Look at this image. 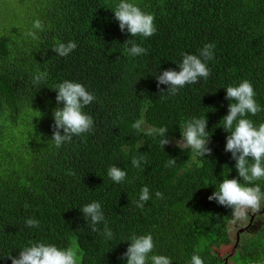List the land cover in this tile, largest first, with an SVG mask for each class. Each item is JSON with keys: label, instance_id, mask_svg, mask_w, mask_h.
I'll use <instances>...</instances> for the list:
<instances>
[{"label": "trees", "instance_id": "1", "mask_svg": "<svg viewBox=\"0 0 264 264\" xmlns=\"http://www.w3.org/2000/svg\"><path fill=\"white\" fill-rule=\"evenodd\" d=\"M131 2L154 15L153 36L120 31L113 13L119 0H0V16L10 20L0 24V264H11L6 255H18L30 242L75 249L79 264H125L127 240L148 233L156 245L152 254L167 255L172 264H190L198 250L205 264H223L214 248L230 241L231 209L208 196L224 178L240 179L224 150L225 88L250 81L262 111L248 118L264 123V0ZM36 19L44 24L39 40L24 35ZM128 39L147 55L130 56ZM69 41L77 44L70 55L55 54L57 43ZM207 43L215 45L207 80L174 96L167 85L157 87L159 72L178 71L183 52L199 55ZM37 71L48 73L38 86ZM64 80L95 95L84 109L94 125L56 148L52 112L62 104L54 88ZM204 116L212 149L205 157L174 142L161 148L159 137L132 127L137 120L145 128L167 126L166 136L175 141L186 121ZM141 155L147 164L134 168L132 158ZM171 158L176 164L165 167ZM113 165L126 171L125 181L108 177ZM258 183L264 191V181ZM144 186L151 198L138 208ZM92 201L101 204L111 240L102 234L103 222L94 232L82 215ZM29 218L39 227H29ZM231 258L234 264H264V221Z\"/></svg>", "mask_w": 264, "mask_h": 264}, {"label": "clouds", "instance_id": "2", "mask_svg": "<svg viewBox=\"0 0 264 264\" xmlns=\"http://www.w3.org/2000/svg\"><path fill=\"white\" fill-rule=\"evenodd\" d=\"M114 18L118 21L121 32L125 30L131 37H151L156 32L154 23L155 17L151 13L144 12L131 0H119L113 11ZM44 31V24L41 20L33 21L32 29L25 32L26 37L39 40L37 32ZM124 43L131 47L126 51L130 56L147 55V49L134 43L131 39ZM77 47L74 41L57 43L52 49L55 54L65 57L70 55ZM215 45L207 43L199 50V55L183 52L182 59L178 64L179 70L166 69L155 77L157 87L167 85L166 91L169 95H176L178 91L188 84H195L199 79L207 80L211 71L207 62L214 59L213 49ZM48 73L37 71L33 76V84L40 85L46 82ZM55 100L58 106L53 109L52 137L56 148L71 142L73 136H80L93 131L94 121L91 115L84 109L95 99V95L89 92L84 85L70 80H64L56 85ZM225 99L229 101L228 111L222 117V128L228 133L224 150L231 153L235 160L237 178H224L219 182V187L208 196L209 201H215L219 205L231 209L230 223L234 230L245 227L249 223V214L261 215V208L264 207V191L259 181H264V123L258 126L248 118L255 116L262 111L257 103L256 92L248 80L241 81L238 85H229L225 88ZM161 91H165L162 89ZM144 122L137 120L133 125L138 133L146 136L159 137L161 148L169 143H175L182 150L191 149L198 156L211 155L212 149L208 146L211 131L207 129V119L193 117L185 122L183 130H180V139L172 141L166 136L167 126L143 127ZM62 130V132H61ZM147 164L146 158L141 155L131 160L134 168H141ZM175 158H171L165 167L174 166ZM68 175H75L69 170ZM108 177L115 183L125 181L127 173L121 168L113 165L107 170ZM243 181V182H242ZM157 199H163V193L155 192ZM151 198L149 188H141L139 198L136 201L138 208H143L144 203ZM25 207H28L26 204ZM82 215L91 221V230L99 232L97 225L104 223L102 234L109 240L113 238V232L108 227L104 218L101 204L97 201L85 204L80 209ZM29 227H39L37 219L29 218L25 221ZM126 251L122 254L125 264H172V258L162 254H152L156 245L150 233L144 235L132 234L127 240ZM151 254V255H150ZM11 264H79L78 253L75 249H61L54 244L43 242L31 243L19 251L18 255H6ZM190 264H205L199 254L195 251L191 256Z\"/></svg>", "mask_w": 264, "mask_h": 264}, {"label": "rangeland", "instance_id": "3", "mask_svg": "<svg viewBox=\"0 0 264 264\" xmlns=\"http://www.w3.org/2000/svg\"><path fill=\"white\" fill-rule=\"evenodd\" d=\"M24 0H18V2ZM6 15V14H5ZM3 22V25H8L10 20L7 18L3 20V17L0 16V24ZM1 25V27H3ZM178 138L177 140H179ZM261 215L255 216L253 214H249V223L243 227L238 229L237 231L233 229L231 223L228 226L229 238L230 241L227 245H222L221 247L214 248V252L219 255V257L223 260V264H234L232 261V255L235 253L238 245L249 235L254 233L258 228L261 222L264 221V207L260 210Z\"/></svg>", "mask_w": 264, "mask_h": 264}]
</instances>
